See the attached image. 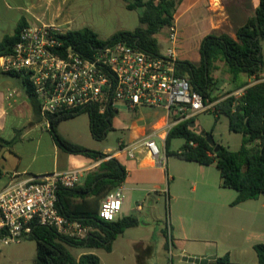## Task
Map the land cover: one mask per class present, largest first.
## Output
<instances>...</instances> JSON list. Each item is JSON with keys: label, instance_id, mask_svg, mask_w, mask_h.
Segmentation results:
<instances>
[{"label": "crops", "instance_id": "crops-1", "mask_svg": "<svg viewBox=\"0 0 264 264\" xmlns=\"http://www.w3.org/2000/svg\"><path fill=\"white\" fill-rule=\"evenodd\" d=\"M98 2L104 10V0H49L48 5L55 17L63 15L57 26L66 25L69 29L78 30L94 27V20L83 16H87ZM259 3L260 0H182L173 24L177 30L175 52L178 59L198 64L201 61L200 46L203 39L212 32L225 33L235 38L236 30L254 14ZM40 7V4H35V0H0V42L6 34L14 33L22 18L26 19L28 25L49 24L43 21L45 15ZM163 32H166L164 36ZM168 34L169 27H165L157 36L159 44H167L165 49L171 46ZM261 44L264 52V41ZM218 66L214 74L216 80H220V70L227 71L223 62H218ZM226 75L224 82L227 90L239 98L246 88L240 85H253L264 80V65L258 77L241 73L233 79L228 71ZM9 90L15 91L12 99L7 98ZM37 102L27 95L20 78L0 72V137L11 142L8 146H0V192L15 179L72 169H81L86 174L95 170L101 162L59 148L49 128L41 121ZM116 109L131 111L123 103H119ZM164 114L163 111L152 124L151 130L160 128L159 133L164 131L163 126L167 120ZM221 116L225 115H219L218 120ZM59 127V134L69 140L59 131ZM146 133V126H136L128 141H121L123 147ZM162 136L158 141L166 152L167 134L163 133ZM224 146L229 148L228 145ZM3 148L5 150L1 154ZM134 150L135 158H131L127 150H121V147L115 152L103 153L116 157L126 167L128 174L122 186L125 192L131 193L135 205L140 202V198L158 201L163 193L167 201H173L174 206L171 203L170 218L167 219V236L164 229L163 235L135 232L125 238V230L114 240L109 252L103 248L67 246L76 258L85 253H94L102 264H163V261L167 264L166 258L171 256L176 259V264H219L218 259L228 256L229 260L226 259L223 264H258L254 245L264 243V194L257 199L232 205L238 192L222 186L220 171L217 167V172L214 170L215 164L201 165L178 157L186 166L174 170L170 169L169 160L165 157L163 164L159 165L141 145H135ZM189 191L196 196H190ZM143 211L144 208L136 209L140 214ZM193 212L196 218L202 219L201 223L193 221ZM142 219L144 223L140 222L136 228L148 226L144 214ZM25 240L28 238L16 244ZM99 250L104 252L99 253Z\"/></svg>", "mask_w": 264, "mask_h": 264}, {"label": "trees", "instance_id": "trees-1", "mask_svg": "<svg viewBox=\"0 0 264 264\" xmlns=\"http://www.w3.org/2000/svg\"><path fill=\"white\" fill-rule=\"evenodd\" d=\"M128 10L141 9L139 21L141 26L133 31H118L110 38L100 39L91 28L85 27L59 34L63 50L73 48L83 55H90L93 50L106 45L124 42L152 53L160 52L158 34L165 27L174 24L175 13L182 0H123ZM22 18L13 34H6L0 42V57L10 54L19 40L21 30L27 26ZM264 0H260L254 14L235 32V38L225 34L212 32L202 41L200 46L201 61L198 64L190 61H178L177 71L189 79L192 88L201 93L205 99L211 100L216 89L217 80L214 72L219 69L218 62H223L227 71L236 79L241 73L258 77L264 65ZM0 72L18 77L27 95L36 102L29 79L25 75ZM244 94L236 98L229 91L227 97L215 105L216 122L219 115L229 120V130L242 135L239 150L233 151L220 144L216 152V144L207 140L213 130L205 131L206 135L197 132L190 125L195 117L173 126L165 139L166 154L175 155L186 161H194L201 165L215 164L220 171L222 186L238 192L232 205L246 200L257 199L264 194V80L253 85L243 83ZM38 103V102H37ZM87 112L92 136L101 140L113 129V119L118 111L107 108L100 113L96 107L88 111L72 115L51 118L49 131L55 142L64 152L80 154L101 161L95 170L86 173L84 181L74 187H59L57 190V208L59 212L72 220H78L92 229L85 239L79 240L61 235L49 226L37 222L32 224V232L28 239L34 240L37 254L33 264H102L94 253H85L76 258L67 246L82 248H103L111 251L114 240L125 230L140 224L136 216H123L114 221H105L99 217L101 201L112 190L123 185L127 178L126 167L116 158L100 151L88 149L78 143L63 138L58 132L61 121ZM184 139V144L177 152L170 150L173 139ZM11 142L0 137V146H8ZM167 236V229H165ZM258 256V264H264V243L254 245ZM228 256L217 260L223 264ZM229 260V259H228Z\"/></svg>", "mask_w": 264, "mask_h": 264}, {"label": "built area", "instance_id": "built-area-1", "mask_svg": "<svg viewBox=\"0 0 264 264\" xmlns=\"http://www.w3.org/2000/svg\"><path fill=\"white\" fill-rule=\"evenodd\" d=\"M60 28L48 24L25 26L10 54L0 57L5 73L25 75L39 103L41 121L49 128L51 118L72 115L96 107L100 113L123 103L131 111L152 108L164 111L162 133H149L123 147L135 158L139 144L157 164H163L158 140L180 122L196 117L209 107V100L195 91L189 79L178 74L175 52L177 30L169 27L171 46L159 53L117 42L83 55L73 48L63 50ZM14 90L7 92L12 99ZM123 147V148H122ZM86 177L81 169L15 179L0 192V250L27 239L37 222L74 239H85L91 227L62 215L57 208L59 187L74 188ZM121 185L101 201L99 217L114 221L125 202ZM142 203L136 205L141 210Z\"/></svg>", "mask_w": 264, "mask_h": 264}, {"label": "rangeland", "instance_id": "rangeland-1", "mask_svg": "<svg viewBox=\"0 0 264 264\" xmlns=\"http://www.w3.org/2000/svg\"><path fill=\"white\" fill-rule=\"evenodd\" d=\"M86 1L91 2L92 0ZM48 3L49 0H35V4H40V10L45 15L43 21L45 23H49L48 25L55 24L54 26H57L58 23L61 22L63 15L60 14L58 17H55L56 15L49 9ZM104 3V10L101 9V6L98 2L94 9L88 12L87 16H85V14L83 16L84 18L87 17L90 20H94L95 24L92 29L95 33H97L100 39L108 38L118 31H133L135 28L141 26L139 21V15L142 11L141 9L132 11L128 10L126 8V3L123 0H104ZM57 27L63 32L73 30L66 27V25ZM165 34L166 32H163L162 36ZM166 47L167 44L164 42L160 43L161 50H165ZM226 74V70H220L218 72L220 80H217V88L214 89L211 94L212 101H209L210 107L205 112H202L195 117V123L197 126L203 127L206 131L213 130V136L217 143L228 145L231 150L237 151L240 149L242 144V135L229 131L227 117L221 116V118L216 122V117L214 115L215 105L224 100L229 92L226 88V82H224V80L227 78ZM161 114H163V111L152 108H142L139 111H127L125 109L119 110L113 119V129L109 131L108 135L104 139L101 140H97L92 136L87 112L80 113L75 117L61 121L59 124V131L68 137L69 140L71 139L75 143H78L88 149L100 152H115L120 150V142L122 140L125 139L128 141L129 136L132 134V131H134L136 126H146V130L149 133L151 131L152 124L161 116ZM137 132L140 131L137 130ZM183 142L184 141L181 138L173 140L170 150L177 152ZM158 143L161 148L163 158L165 157L166 160H169L170 169L173 168L174 170H181L186 166V163L180 161L175 155H169L166 157L167 154L165 152L164 146L161 142L158 141ZM166 163L167 161H165V165ZM214 170L217 172L216 166H214ZM170 186L171 184L169 187ZM189 193L190 196H196V194H192L191 191H189ZM124 194L126 195V203L122 206V209L118 214V218L133 215L139 219L141 224H143L145 221L142 219L144 214V217H147L148 219L146 222L149 223L148 226L143 228L132 227L127 229L125 238L129 234H133L135 232H141L142 234L148 235L152 233L154 235L157 233L163 235L164 229L167 228V219L169 220L170 218L171 203L174 206L173 201H167L164 193L159 198L157 196L158 201L151 199L143 200V198H140L139 203H142V208H144L143 214H140L139 212H136V205L132 200L133 196H131V193L124 191ZM193 203L196 204L195 201H193ZM192 219L198 223L202 222L200 217H195V212H193ZM98 252L102 253L104 251L99 250ZM35 257L36 242L30 239L19 244H13L4 247L0 250V264H33ZM154 259L156 258L154 257ZM154 262L155 260H153V263ZM166 263L176 264V259L172 258L171 256H167Z\"/></svg>", "mask_w": 264, "mask_h": 264}, {"label": "water", "instance_id": "water-1", "mask_svg": "<svg viewBox=\"0 0 264 264\" xmlns=\"http://www.w3.org/2000/svg\"><path fill=\"white\" fill-rule=\"evenodd\" d=\"M190 126L192 128H195V130L197 132H201L202 135H206V132L205 131H201V128L199 126H197L195 122H192ZM207 140H208V142L210 144H216V147H215V151L216 152L220 149V144L215 141L213 134H209L207 136ZM4 150H5V148H3V150L1 151V154L3 153Z\"/></svg>", "mask_w": 264, "mask_h": 264}]
</instances>
